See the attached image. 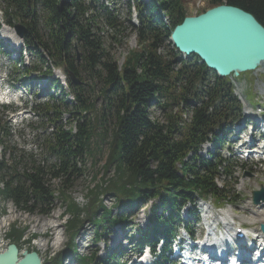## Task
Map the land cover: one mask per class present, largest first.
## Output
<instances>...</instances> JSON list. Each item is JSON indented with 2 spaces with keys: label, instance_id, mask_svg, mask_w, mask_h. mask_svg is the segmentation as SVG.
<instances>
[{
  "label": "trees",
  "instance_id": "16d2710c",
  "mask_svg": "<svg viewBox=\"0 0 264 264\" xmlns=\"http://www.w3.org/2000/svg\"><path fill=\"white\" fill-rule=\"evenodd\" d=\"M186 1L128 0V8H133L138 21L136 26L131 24L137 36V48L130 50L118 64L104 50L95 32L99 28V15L103 26L113 33L125 30L112 0H106V5L101 3V11L94 8L96 0H0V23L21 25L23 49L25 53H34L38 61L30 68L24 65L26 78L34 73L46 76L52 82L51 88L56 90L47 101L35 106L34 114L67 111L77 115L72 128L67 129L58 124L57 118L51 119L53 128L41 140L44 164L32 154L19 153L8 144L9 127L0 116L1 198L23 211L48 214L55 191L50 180L58 179V190L65 194L75 162L89 152L95 129L106 117L112 123V135L105 166L114 164L115 174L89 190L85 206L69 201L64 211L70 214L66 224L69 231L79 225L83 213L89 214L96 226L95 240L99 241L100 229L132 223L127 221L129 213L124 215V210L150 202L149 223L136 226L126 237V244L134 252H141L147 246L155 254L161 240L162 250L152 264H166L167 250L176 239L179 226L188 228V221L181 218V208L187 204L194 206L199 198L210 197L218 206L238 198L230 181L222 180L221 185L216 182L221 168L227 177L232 170L230 164L221 166L223 161L218 151L224 144V135L218 137L214 130L220 131L240 118V102L229 78L209 71L193 55L185 58L180 55L177 61L179 52L169 41L171 30L187 16ZM220 4L242 8L264 26V0H208L207 8L199 13ZM77 48L83 59L79 63ZM59 68L66 73V83L74 97L72 104H68L62 85L51 79ZM80 73L99 80L103 75L104 100L101 113H95L94 123L87 118L93 104L86 100ZM151 106L161 109L162 122L152 119ZM3 108L5 111L6 107ZM208 140H212L214 150L206 157L199 151ZM109 194L119 210L114 217L101 201V196ZM99 209L100 217L95 215ZM190 217L189 220L198 219L194 208ZM24 230L11 224L6 234L9 243L20 249ZM70 236L67 247L72 246ZM126 247H119V251L111 248L103 257L78 256L77 264H122L120 258ZM54 260L52 264H57Z\"/></svg>",
  "mask_w": 264,
  "mask_h": 264
},
{
  "label": "rangeland",
  "instance_id": "374dc122",
  "mask_svg": "<svg viewBox=\"0 0 264 264\" xmlns=\"http://www.w3.org/2000/svg\"><path fill=\"white\" fill-rule=\"evenodd\" d=\"M207 2L208 0H187L184 5L187 15H197L201 9L207 8ZM101 3L106 5L107 2L106 0H96L94 8L101 11ZM112 3L118 19L122 22L125 30L122 33H113L109 28L103 26V18L99 15L97 20L99 28L95 29V32L111 59L121 64L128 52L137 48V36L133 32L131 24L136 26L138 21L136 20L133 8H128V0H112ZM0 28V105L11 101L10 107L16 108V111H19L18 113H15L16 111L14 112V110L4 111L0 106V116L5 119L9 127L8 144L19 153L32 154L35 159L41 160V163L44 164V159L42 162L41 140L53 128L51 119L57 118L58 124L63 125L67 129L69 127L72 128L77 115L70 114L67 111H61V114L55 115L51 113L46 115L41 111L39 115L33 113L35 106L47 101L49 94L55 93L56 90L51 88L52 82L50 79L44 78L43 80H38V74L36 73L26 78L28 76L23 72L24 65L30 68L38 62L34 53H24L23 47H20L19 54L14 49L18 45H21V43H15L18 37V35H15V29L5 24L1 25ZM4 43L8 44L6 49L3 47ZM75 51L76 62L79 63L83 60L82 54L78 48ZM8 52L13 53L11 58L8 57ZM180 55L179 53L175 58L177 61ZM102 76L99 80L95 77L90 78L85 73H80V80L84 82L86 88V100L93 104L92 111L87 114V118L90 119L91 123H94L95 113H101V106L104 100L102 95ZM66 78V73L61 68L55 70L54 75L51 77V79L57 80L63 85L64 93L67 95V102L68 104H72L74 97L73 93L70 92V87L66 83ZM229 81L234 85V94L243 103L244 115H249L250 122L258 121L256 114L261 111L264 112V71L244 72L234 79H229ZM247 93L252 94L253 99H250ZM251 102H253V105H250ZM150 112L152 119L162 122L163 112L161 109L151 106ZM182 117L184 118V116ZM111 125L109 117H106L103 124L95 129V136L90 140L89 152L85 153L80 161L75 162L74 174L73 177L68 178V189L65 194L60 193L58 190V186H60L58 179L50 180L51 188L55 191L52 194L53 197L48 214L23 211L17 208L10 200L0 197V235H3V240L9 241L6 238V234L9 232L11 224L15 223L16 227L24 228L23 236L20 239V252L24 249H28L29 251L36 250L45 264H52L54 258H56L54 261L57 264H77L78 256H91V254H94L96 257H103L109 249L113 248L119 251V247L123 248L124 246H127L124 251V255L127 256L122 257V260L125 261L132 256L134 250L130 252L128 244L125 245L126 237L134 232L136 226L144 227L149 223L150 203L134 207L131 210H124V215L129 213L127 221L132 223L124 227L121 225H108L106 230L103 231L100 229L99 241L95 240L96 226L92 224L89 214L83 213L79 218V225L72 231H69L66 227L70 214H66L64 211L69 201H75L80 207L85 206L88 202L87 195L89 190L96 183L104 184L105 181L115 174L114 164L105 166L109 153L108 141L112 135ZM241 125L246 126L240 131V136L244 139V136L249 131V126L241 121L238 126L233 128V131ZM105 128L108 129L106 134ZM231 139H233V136ZM235 149H238V147L236 146ZM205 151L202 148L201 154L204 155ZM243 152L244 150L241 153ZM6 157H8V150L5 153L7 161ZM249 166L239 168V165H237L236 167L239 182L236 184L237 191L235 193H238V198L233 202L224 203V206L215 209V204L213 205L211 200H206L205 204L197 200V208L195 207V209L199 214V222L194 226V232L199 239L208 234L210 229L213 230L215 224L218 223H215L213 219L214 209L217 210L215 216L221 215L225 210H230L233 213L236 225H242L247 228L249 233L251 232L252 236L256 235L255 233H257L259 227H257V224H252V212L247 211L248 208H251L248 199H250L249 196L252 190L258 188L260 185L264 187V164ZM243 170L245 171L241 173ZM101 201L105 208L111 210V217L118 215L119 210L114 207V197L111 194L101 196ZM211 204L213 205L212 208ZM193 208L190 205L184 206L181 212L182 216L188 218L187 211ZM159 212L161 211L159 210ZM95 215L100 217L102 210L96 211ZM204 216H208V220H205ZM45 218L54 220L55 227L44 230L40 224L35 222H40ZM259 219H263V217ZM207 223L210 225V228L206 227ZM57 234L60 241L56 245L53 242ZM70 235H72L73 240L71 242L72 246L67 247L66 243L71 239ZM181 235V238L184 237L185 242L190 241L185 232L182 231ZM249 239L250 242L258 241V239ZM38 241L48 243V248L46 250L38 249L34 244V242Z\"/></svg>",
  "mask_w": 264,
  "mask_h": 264
},
{
  "label": "water",
  "instance_id": "95a60500",
  "mask_svg": "<svg viewBox=\"0 0 264 264\" xmlns=\"http://www.w3.org/2000/svg\"><path fill=\"white\" fill-rule=\"evenodd\" d=\"M13 28L22 37L24 29L19 25ZM169 39L183 56L198 57L219 77H237L264 68V26L237 6L220 4L197 15H187L172 29ZM71 79L75 82L72 75ZM252 200L264 201L262 186L252 191ZM0 264H42V260L35 250L20 252L14 243H9L0 251Z\"/></svg>",
  "mask_w": 264,
  "mask_h": 264
},
{
  "label": "bare ground",
  "instance_id": "6f19581e",
  "mask_svg": "<svg viewBox=\"0 0 264 264\" xmlns=\"http://www.w3.org/2000/svg\"><path fill=\"white\" fill-rule=\"evenodd\" d=\"M19 46V45H18ZM256 71H264V68H258L257 70H255L254 72ZM264 86V84H263ZM254 143V142H253ZM242 148H245V147H242ZM209 214V212H208ZM233 215L232 212L230 211H226L224 214H223V219L224 221L228 222L231 220V216ZM263 219H259V218H262ZM255 218V219H253ZM251 220V218H249ZM37 224H40V226L45 230V229H48V228H51V227H55V221L54 220H50V219H43L41 220L40 222H37L35 221ZM258 224V223H264V204L260 205L256 210H255V215L254 217H252V224ZM127 224L125 225H121V226H126ZM0 228H1V223H0ZM264 236V235H263ZM162 237V236H161ZM211 240H215L216 243H219V239L218 238H213ZM207 241V244L209 245V242L211 241ZM59 235L57 234L55 236V239H54V244H58L59 242ZM34 244L38 247V249H41V250H46L48 248V243L46 242H43V241H38V242H34ZM54 245V246H56ZM6 246V244H4V242H0V250L3 249L4 247ZM263 261H260V262H257L256 264H264V262L262 263Z\"/></svg>",
  "mask_w": 264,
  "mask_h": 264
},
{
  "label": "built area",
  "instance_id": "2783aa9c",
  "mask_svg": "<svg viewBox=\"0 0 264 264\" xmlns=\"http://www.w3.org/2000/svg\"><path fill=\"white\" fill-rule=\"evenodd\" d=\"M0 242H4V244H6V241L3 240V237H0Z\"/></svg>",
  "mask_w": 264,
  "mask_h": 264
}]
</instances>
